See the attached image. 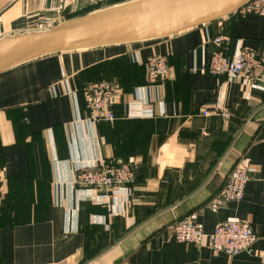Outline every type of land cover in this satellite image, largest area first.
<instances>
[{"label": "crops", "instance_id": "0c3cea01", "mask_svg": "<svg viewBox=\"0 0 264 264\" xmlns=\"http://www.w3.org/2000/svg\"><path fill=\"white\" fill-rule=\"evenodd\" d=\"M45 0H0V39L49 21ZM43 31V30H41ZM264 57V17L220 21L132 45L55 54L0 75V264H262L175 240L197 215L206 235L241 222L264 254V85L200 73L216 52ZM165 58L170 78L150 84L147 64ZM109 81L116 120L93 126L81 89ZM223 110L227 117L214 114ZM207 111L208 117L202 112ZM104 163L129 165L136 182L78 186ZM250 171L244 199H220L235 167Z\"/></svg>", "mask_w": 264, "mask_h": 264}, {"label": "built area", "instance_id": "2783aa9c", "mask_svg": "<svg viewBox=\"0 0 264 264\" xmlns=\"http://www.w3.org/2000/svg\"><path fill=\"white\" fill-rule=\"evenodd\" d=\"M234 15L239 18L264 17V0H252ZM212 43L217 50L210 61L202 66L201 74L242 80L256 88L264 85V57H259L252 50L241 49L230 58L222 51L223 38L214 39ZM147 67L150 84L163 83L170 78V67L165 58L150 60ZM117 93V88L109 81L90 83L81 89L84 108L93 126L112 123L116 120L112 105ZM202 114L205 117L209 116L207 111H203ZM214 114L222 117L228 116L223 110H217ZM249 181L250 171L240 166L235 167L227 177L220 195L221 201L223 203L243 201ZM135 182L134 171L125 163H104L96 169L83 171L77 176L78 186L95 191L111 190L113 197L122 195L123 191L130 189ZM174 236L178 243L195 246H201L207 240L213 252L223 253L229 257L240 253L257 255L264 264V254H257L254 249L256 235L245 223L225 222L218 225L213 233L206 235L197 224V215L193 214L176 224Z\"/></svg>", "mask_w": 264, "mask_h": 264}, {"label": "water", "instance_id": "95a60500", "mask_svg": "<svg viewBox=\"0 0 264 264\" xmlns=\"http://www.w3.org/2000/svg\"><path fill=\"white\" fill-rule=\"evenodd\" d=\"M252 0H133L49 30L0 39V75L55 54L169 38L234 15Z\"/></svg>", "mask_w": 264, "mask_h": 264}, {"label": "rangeland", "instance_id": "374dc122", "mask_svg": "<svg viewBox=\"0 0 264 264\" xmlns=\"http://www.w3.org/2000/svg\"><path fill=\"white\" fill-rule=\"evenodd\" d=\"M43 12L49 21L42 22L35 30H49L63 22L84 16L97 10L123 4L133 0H45Z\"/></svg>", "mask_w": 264, "mask_h": 264}]
</instances>
